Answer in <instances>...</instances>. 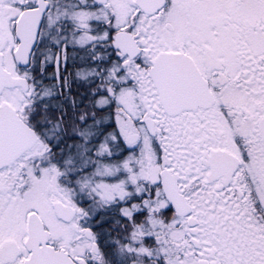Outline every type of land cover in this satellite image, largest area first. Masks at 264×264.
<instances>
[{"label":"snow or ice","instance_id":"6c2138e0","mask_svg":"<svg viewBox=\"0 0 264 264\" xmlns=\"http://www.w3.org/2000/svg\"><path fill=\"white\" fill-rule=\"evenodd\" d=\"M0 264H264V0H0Z\"/></svg>","mask_w":264,"mask_h":264}]
</instances>
